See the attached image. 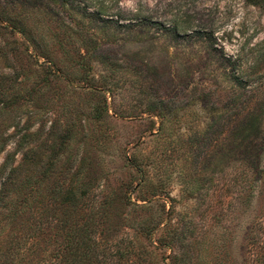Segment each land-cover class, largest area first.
I'll return each mask as SVG.
<instances>
[{
	"label": "rangeland",
	"instance_id": "obj_1",
	"mask_svg": "<svg viewBox=\"0 0 264 264\" xmlns=\"http://www.w3.org/2000/svg\"><path fill=\"white\" fill-rule=\"evenodd\" d=\"M263 39L246 0H0V264H260Z\"/></svg>",
	"mask_w": 264,
	"mask_h": 264
},
{
	"label": "trees",
	"instance_id": "obj_2",
	"mask_svg": "<svg viewBox=\"0 0 264 264\" xmlns=\"http://www.w3.org/2000/svg\"><path fill=\"white\" fill-rule=\"evenodd\" d=\"M246 2H248L251 5L257 6L264 11V0H246ZM261 42L264 43V39ZM236 81L239 84L241 83L239 77H236ZM68 244L69 242L67 243V245ZM258 248L259 250L257 251V254L259 256L260 264H264V237L263 239H261V243L258 245ZM63 262H64L63 264H69V259L66 257V259Z\"/></svg>",
	"mask_w": 264,
	"mask_h": 264
}]
</instances>
